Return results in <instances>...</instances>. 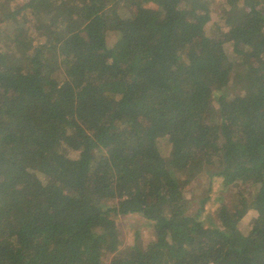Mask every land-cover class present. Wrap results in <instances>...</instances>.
Returning <instances> with one entry per match:
<instances>
[{
	"label": "trees",
	"instance_id": "obj_1",
	"mask_svg": "<svg viewBox=\"0 0 264 264\" xmlns=\"http://www.w3.org/2000/svg\"><path fill=\"white\" fill-rule=\"evenodd\" d=\"M18 1L0 264H264V0H222L215 35L216 0ZM131 216L146 243L123 245Z\"/></svg>",
	"mask_w": 264,
	"mask_h": 264
},
{
	"label": "rangeland",
	"instance_id": "obj_2",
	"mask_svg": "<svg viewBox=\"0 0 264 264\" xmlns=\"http://www.w3.org/2000/svg\"><path fill=\"white\" fill-rule=\"evenodd\" d=\"M20 3V0L18 1ZM2 7L5 12H10V3L5 1L2 4ZM226 6L222 2V0H216L212 3L209 10V22L207 24V31L209 35H215L217 29L216 25L218 22L222 21L225 17V8ZM238 94H243L244 92L240 87L236 89ZM76 155V153L72 154ZM218 188V187H217ZM217 196V193H214L213 198ZM256 217V212L254 210L249 211L241 222V229L244 232H248L254 222ZM120 228L122 232V237L124 241V246L131 245L135 242L146 243L150 238L151 230H150V222L146 221L144 218L140 216H131L127 218H121L120 220Z\"/></svg>",
	"mask_w": 264,
	"mask_h": 264
}]
</instances>
